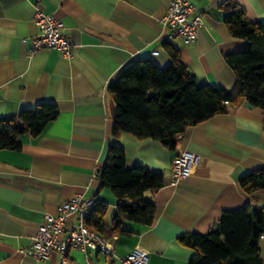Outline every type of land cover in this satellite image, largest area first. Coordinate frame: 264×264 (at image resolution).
<instances>
[{"label": "crops", "instance_id": "0c3cea01", "mask_svg": "<svg viewBox=\"0 0 264 264\" xmlns=\"http://www.w3.org/2000/svg\"><path fill=\"white\" fill-rule=\"evenodd\" d=\"M172 0H0V116L17 114L43 101L54 102L59 116L37 136L20 137L21 149H0V264H60L59 253L44 260L25 256L45 214L77 194L104 203L103 221L112 226L120 200L97 176L109 142L125 151L127 165L162 172L164 185L146 195L157 205L153 225L122 220L113 253L73 248L70 264H120L134 248L148 251L147 264H190L196 251L179 241L192 232L207 233L225 210L247 204L264 207V189L253 195L240 186L246 172L264 165V111L248 102L180 134L174 149L159 140L122 133L113 138L116 104L108 84L131 61L152 57L166 67L169 41L200 84L232 89L237 74L226 55L248 41L231 34L227 0H191L204 25L194 42L169 38L161 19ZM251 21H264V0H233ZM37 8L62 19L75 47L74 59L59 50L31 52L39 29ZM200 156L193 172L177 187L170 184L173 159L182 150ZM127 201V200H124ZM70 227H76L72 216ZM264 264V233L261 237Z\"/></svg>", "mask_w": 264, "mask_h": 264}, {"label": "trees", "instance_id": "16d2710c", "mask_svg": "<svg viewBox=\"0 0 264 264\" xmlns=\"http://www.w3.org/2000/svg\"><path fill=\"white\" fill-rule=\"evenodd\" d=\"M225 10L231 34L248 41L244 50L226 55L237 74L234 87L200 84L181 60L178 48L166 41L171 57L166 67H160L150 56L139 57L108 84L116 104L113 138L129 133L159 140L174 149L178 136L189 126L226 112L228 103L238 107L248 102L264 111V21H251L245 9L233 0H227ZM59 113L54 102L43 101L17 114L0 116V149H21L22 135H39ZM97 176L100 186L111 187L120 203L112 226L103 221L106 205L102 203L95 211L92 209L87 219L90 227L110 238L127 233L121 228L122 220L153 225L157 205L146 193L164 185L162 172L139 164L129 167L124 149L111 141ZM239 184L249 195L264 189V165L246 172ZM263 233L264 207L247 204L239 210H225L207 233H187L179 241L196 251L190 264H263Z\"/></svg>", "mask_w": 264, "mask_h": 264}, {"label": "built area", "instance_id": "2783aa9c", "mask_svg": "<svg viewBox=\"0 0 264 264\" xmlns=\"http://www.w3.org/2000/svg\"><path fill=\"white\" fill-rule=\"evenodd\" d=\"M34 22L39 32L32 39L31 52L52 48L59 50L64 58H75V47L65 32V23L62 19L37 8ZM161 22L169 29L170 39L182 36L187 42H194L204 25V17L191 0H172ZM199 161L200 156L196 153L186 149L179 152L172 161L170 184L177 187L193 172ZM94 205V198L84 197L82 194L66 200L58 207L56 214H45L31 245L22 248L21 252L36 260H44L54 253H59L60 264H70L69 252L73 248L86 251L91 247L107 254L113 253L115 240L105 238L87 224ZM72 216L76 218V227H70L68 223ZM147 260L148 251L138 246L121 257L120 264H147Z\"/></svg>", "mask_w": 264, "mask_h": 264}]
</instances>
